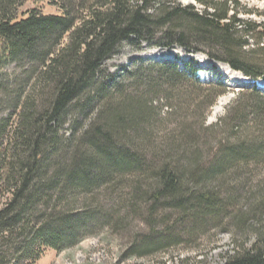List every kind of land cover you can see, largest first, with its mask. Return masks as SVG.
<instances>
[{"label":"trees","instance_id":"16d2710c","mask_svg":"<svg viewBox=\"0 0 264 264\" xmlns=\"http://www.w3.org/2000/svg\"><path fill=\"white\" fill-rule=\"evenodd\" d=\"M194 1L203 9L180 0H0V264H35L46 249L74 244L81 224L101 223L98 209L78 213L81 197L127 177L133 211L147 202L150 215L174 208L177 222L201 224L237 207L264 161V24L239 17L240 7L259 12L239 0ZM126 42L203 52L253 83L208 123L229 90L223 77L205 82L195 58L180 65L179 54L122 74L104 69ZM230 173L241 183L228 187ZM246 199L231 215L234 244L220 264H264V182ZM147 243L146 252L155 245Z\"/></svg>","mask_w":264,"mask_h":264},{"label":"rangeland","instance_id":"374dc122","mask_svg":"<svg viewBox=\"0 0 264 264\" xmlns=\"http://www.w3.org/2000/svg\"><path fill=\"white\" fill-rule=\"evenodd\" d=\"M182 4H194L198 9H203L194 0H180ZM247 9H252L257 14H245L243 7L239 9V17L251 19L264 24V0H239ZM44 13L59 14V9L47 2L38 4ZM35 6L28 2L25 7ZM26 9V8H23ZM252 48V40L250 41ZM170 53L180 55L178 60L181 65L183 60L194 57L197 65L201 67L200 76L205 82L223 77L229 90L220 96L212 106L208 123L215 122L224 112L226 107L237 96V91L248 85L250 77L229 67L228 64L215 61L206 53H189L182 46L162 48L143 42L141 45L126 42L104 62V69L113 73L122 74V68L134 69L139 60H154L157 55ZM213 65L215 67H213ZM12 68V65L9 67ZM263 82L262 77L258 85ZM225 100L221 109L216 112L220 101ZM64 128H67L64 127ZM215 158H202L204 163H209ZM232 173L227 176L228 187L238 184V179H233ZM136 179V177H134ZM144 179V178H143ZM264 161L254 167L251 178L246 182L242 193L240 190L237 207L229 203L223 211L221 219L213 220L204 218L201 224L188 221L177 222L180 210L161 207L155 215L148 212V203H138L137 210L133 211L131 201V182L133 177H127L121 184L113 182L104 184L95 190L93 196H83L77 208L79 214L89 210L98 209L101 223L89 222L80 226L82 235L74 244L62 246L58 250L48 248L35 264H220L226 259L227 253L233 248V220L231 215L239 208L247 207V197L259 188L264 182ZM241 183V180L239 181ZM241 185V184H240ZM110 188V189H108ZM228 189L221 192V197L228 196ZM87 199H89L87 204ZM88 206V208L84 206ZM134 206V205H133ZM109 215V217H104ZM174 226V227H172ZM85 227V228H84ZM172 227V228H171ZM193 233V234H192ZM250 234H244L242 240H249ZM154 241L150 251L146 252L143 245ZM136 244V246H134ZM134 246V247H133ZM140 247L136 253L134 248Z\"/></svg>","mask_w":264,"mask_h":264},{"label":"bare ground","instance_id":"6f19581e","mask_svg":"<svg viewBox=\"0 0 264 264\" xmlns=\"http://www.w3.org/2000/svg\"><path fill=\"white\" fill-rule=\"evenodd\" d=\"M161 55H166V57H161ZM171 54L170 53H166V54H160V55H157V56H159V57H156L154 60L156 61H160V59H162V58H169V57H172V56H170ZM224 103H225V100H221L220 101V104H219V107L216 109V112H218L220 109H221V107L224 105ZM195 116V115H194Z\"/></svg>","mask_w":264,"mask_h":264},{"label":"water","instance_id":"95a60500","mask_svg":"<svg viewBox=\"0 0 264 264\" xmlns=\"http://www.w3.org/2000/svg\"><path fill=\"white\" fill-rule=\"evenodd\" d=\"M164 56V55H163ZM262 80H264V75H263V77H262Z\"/></svg>","mask_w":264,"mask_h":264}]
</instances>
